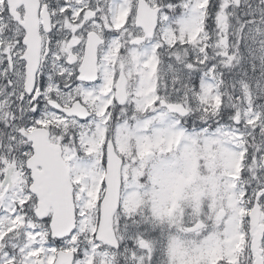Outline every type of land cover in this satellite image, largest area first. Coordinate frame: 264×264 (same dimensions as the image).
<instances>
[{"label":"snow or ice","instance_id":"6c2138e0","mask_svg":"<svg viewBox=\"0 0 264 264\" xmlns=\"http://www.w3.org/2000/svg\"><path fill=\"white\" fill-rule=\"evenodd\" d=\"M0 264H264V0H0Z\"/></svg>","mask_w":264,"mask_h":264}]
</instances>
